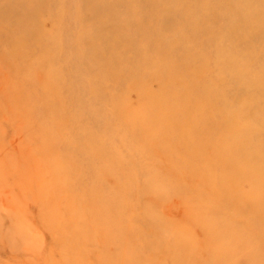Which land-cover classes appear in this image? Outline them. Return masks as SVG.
<instances>
[{"label": "rangeland", "instance_id": "374dc122", "mask_svg": "<svg viewBox=\"0 0 264 264\" xmlns=\"http://www.w3.org/2000/svg\"><path fill=\"white\" fill-rule=\"evenodd\" d=\"M0 264H264V0H0Z\"/></svg>", "mask_w": 264, "mask_h": 264}]
</instances>
